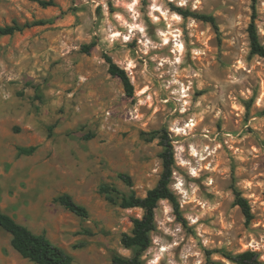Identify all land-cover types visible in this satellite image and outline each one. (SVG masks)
Wrapping results in <instances>:
<instances>
[{
    "label": "rangeland",
    "instance_id": "obj_1",
    "mask_svg": "<svg viewBox=\"0 0 264 264\" xmlns=\"http://www.w3.org/2000/svg\"><path fill=\"white\" fill-rule=\"evenodd\" d=\"M54 1L0 0V26L48 21L0 35V210L65 249L73 264L133 257L136 248L121 238L143 211L108 202L99 187L145 196L162 171L164 129L178 213L158 202L141 264H234L226 255L245 250L264 264V57L250 53L252 1ZM172 5L213 15L217 29ZM254 11L264 45V0ZM105 55L127 72L131 96ZM234 188L251 206L248 224ZM61 193L88 216L55 202ZM0 264H34L2 227Z\"/></svg>",
    "mask_w": 264,
    "mask_h": 264
},
{
    "label": "trees",
    "instance_id": "obj_2",
    "mask_svg": "<svg viewBox=\"0 0 264 264\" xmlns=\"http://www.w3.org/2000/svg\"><path fill=\"white\" fill-rule=\"evenodd\" d=\"M37 2L41 7H50L55 5L54 0H31ZM252 1L253 14L249 22L247 31L250 45V53L264 57V45L260 42L257 27L255 23V5L257 0ZM172 10L178 13L183 18L193 17L203 22L210 23L217 29L215 17L211 14L198 13L189 9H184L179 6L172 5ZM44 19H34L32 21H24L22 24L13 22L12 24L0 26V35H12L15 32L22 31L25 28L33 26H41L47 24ZM93 44H84L82 50L89 52ZM108 64V72L115 77H118L127 95L133 94V84L124 68L116 64L109 55L104 56ZM162 145L160 157L162 160V171L157 184L149 189L145 196L140 197L131 192L128 195L121 194L120 197H115L114 192L117 190L109 185L103 184L99 187L100 193L108 202L117 203L121 208L139 207L142 209V215L132 219V228L130 233H123L121 243L125 247L136 248L135 255L130 258L116 256L113 258L114 264H141L140 256L150 244V231L154 229V211L158 202L163 199L169 200L173 209L178 213V202L174 193L170 188L172 171L174 166V150L173 145L168 138L164 129L157 132ZM86 138L93 137L92 134L85 135ZM36 146L20 148V151L25 154H30L35 150ZM118 177L126 184L131 185L130 176L125 173H118ZM234 204L237 205L248 224L253 219V213L248 200L241 192L234 188ZM264 198V192H263ZM54 201L59 203L63 208L71 213L87 217L88 210L85 206L77 203L68 193H61L54 198ZM0 227H2L10 235V244L19 255L34 264H73V256L65 249L54 244L44 234L34 233L26 225L15 220L11 215L0 210ZM226 257L234 264H259V259L254 251L245 250L235 255H226Z\"/></svg>",
    "mask_w": 264,
    "mask_h": 264
}]
</instances>
